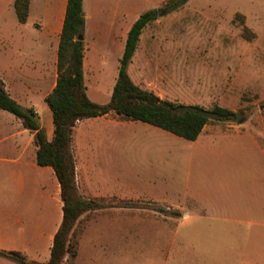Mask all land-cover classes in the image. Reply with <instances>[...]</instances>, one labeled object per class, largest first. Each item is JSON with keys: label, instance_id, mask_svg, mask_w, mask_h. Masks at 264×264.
<instances>
[{"label": "rangeland", "instance_id": "obj_1", "mask_svg": "<svg viewBox=\"0 0 264 264\" xmlns=\"http://www.w3.org/2000/svg\"><path fill=\"white\" fill-rule=\"evenodd\" d=\"M3 2L0 0V29L7 33L14 30L17 18L15 11L7 8ZM38 2L33 5L31 22L41 17L44 19L47 15L45 5L40 0ZM168 2L92 1L88 36L92 37L95 53L106 57V60L101 61L102 71L95 76L98 82L94 86L96 91L90 93V99L98 104H106L110 100L113 87L109 88L111 83H107V80L111 81L115 63L123 55L116 35L119 27L124 25L127 32L140 15L155 10L157 20L144 30L136 52V66L141 64L146 68L144 82L149 84L156 66H159L161 74L167 62L166 68L171 75L168 81L171 84L157 88V93L164 100L208 109L215 105L226 108L234 112L235 118L225 124L211 125L238 126L242 132L250 133L264 148V0H189L173 11L166 9ZM159 10L162 12L160 17ZM115 13L117 17L114 19ZM91 30L94 34L90 33ZM149 55H154V59L143 61ZM134 66L129 74L136 79L139 73ZM39 98H34V104ZM39 104L50 113L44 102L40 101ZM33 109L37 113L41 111L40 108ZM237 116H240L239 123ZM150 132L154 134L136 135L132 131L127 137L126 170L120 173L119 183L126 185L127 189L142 192L154 175L147 164L141 166L134 161L143 158L142 153L148 152L149 146L167 144L168 149L174 152V165L167 174L157 173L162 175L160 179L164 180V176H167L174 183L173 193L166 196L158 194L166 204L117 197L94 199L104 204V208L81 217L75 230L77 256L74 259L67 257L63 264H183L189 259L183 256L177 231L181 229L183 236V233L189 232V224L193 228L198 225L200 229L203 226L205 229L212 228L208 226V220L194 214L186 221L184 210L176 206L178 197L182 195V182L185 183L190 169L192 143L171 134L160 133L161 138L152 129ZM251 149L254 153L252 163H257V152ZM245 163L250 161L245 160ZM261 163L264 164L263 161ZM9 169L0 166V206L17 208L19 212L21 209L23 217L35 216V219L24 218L20 222L8 220L0 222V225L12 232L18 227H25L33 234L39 223L36 216L42 207L41 197L48 195L45 191L48 188L42 190L41 184L45 180L49 182V178L44 173L32 174L33 178L25 184V190L19 192L13 178H10ZM117 175L109 173L108 179L115 180L117 184ZM162 180L158 184H163ZM21 199L28 202L20 204ZM9 200L15 204L10 206ZM60 202L62 207L61 199ZM45 204L48 207V202ZM160 208L167 213L160 212ZM18 239L28 244L25 246L28 252L22 253L28 259L42 263L49 260L47 240L44 242L33 235L23 238L12 236V240ZM203 240V248L201 246L193 258L198 261L206 260L205 255H213L217 246L213 237L207 236ZM186 254L189 257L190 254ZM0 260L11 262L2 257Z\"/></svg>", "mask_w": 264, "mask_h": 264}, {"label": "crops", "instance_id": "obj_2", "mask_svg": "<svg viewBox=\"0 0 264 264\" xmlns=\"http://www.w3.org/2000/svg\"><path fill=\"white\" fill-rule=\"evenodd\" d=\"M92 1L83 0L85 15L83 71L89 98H91L90 93L96 91L94 86L98 80L95 76L101 74L103 67L101 61L106 60V57L95 53L92 48V37L88 36ZM14 2L15 0H4L3 4L15 11ZM38 3V0H30L29 16L25 24L19 23L17 19L14 30L5 33L0 29V80L9 96L23 108H40L39 113L35 112L51 141L54 137L52 113L39 103L40 101L45 103V98L56 85L58 49L67 0H40V3L45 5L44 12L47 15L44 19L41 17L31 22L33 5ZM113 17L114 19L117 17L116 13ZM38 20H40L39 24ZM128 31L125 32L122 25L116 34L122 54ZM90 33L94 34L92 30ZM136 55L137 53L128 67V73L134 64L136 66ZM154 57L149 55L143 61L153 60ZM120 59L115 63V72L111 73V81L107 80V83H111L109 88L114 87L117 81ZM164 67L165 69L159 74V66H156L155 75L149 78V84L144 82L143 74L146 70L144 65L140 64L135 68L139 73L136 79L129 75L137 85L164 100L162 95L157 93L158 86L166 87L171 84L168 81L171 75L166 68L167 62ZM151 81L153 83H150ZM38 96L40 98L36 103L39 105L34 104V98ZM226 122L230 121H213L207 124L197 140L190 141L192 143L190 169L185 183L182 182V195L178 197L176 206L184 210L186 221L194 214L200 219L208 220L207 224L212 228L205 229L203 226L200 229L199 225L193 228L189 224L190 230L186 234L183 233V236L180 234L181 229L177 231L176 236L182 242L183 256L189 259L183 264H193L191 260L197 264H264V243L262 244L264 242V164L261 163L264 162V148L259 141L249 135L250 133L242 132L238 126L211 125ZM154 128L142 122L127 121L115 112L78 121L72 131L71 152L79 194L86 196L85 199L117 197V199L128 198L166 204L161 201L162 197L158 194L166 196L173 193L174 183L167 176H164V180L160 179L162 175L157 173L167 174L174 165V152L168 149L167 144L149 146L148 152L142 153L143 158L134 161L136 164H142L141 166L147 164L151 174L154 175L142 192L127 189L126 185L119 183L120 173L126 170L127 137L132 131L136 132V135L143 133L151 136L154 133L151 134L150 129L156 131L155 134L160 137L163 134H170ZM262 142L264 143V140ZM251 148L257 152V163H252L254 153ZM245 160H249L250 163H245ZM1 165L10 168V178H13L19 192H23L25 184L40 173L47 175L49 182L45 180L41 184L42 190L48 188L45 190L48 195L41 197L42 207L36 216L39 223L34 233L31 234L32 230H27L25 227H18L12 232L0 225V250L28 252L25 248L28 244L23 239L12 240V236L23 238L33 235L44 242L47 240L48 257H50L54 235L62 222L60 185L51 168L38 166L34 135L23 127L19 119L3 110H0ZM109 173L119 174L116 179L117 184L114 183L115 180L108 179ZM159 179L163 184H158ZM19 201L20 204L28 202L23 199ZM46 202L49 204L48 207ZM9 203L10 206L15 204L13 200H9ZM20 213H22L21 209L19 212L17 208L8 209L0 206V222L8 220L20 222L26 218ZM27 218L35 219V216ZM207 236L215 238L217 244L215 252L213 255L207 253L206 260L193 259L197 250L201 246L203 248L205 241L203 239ZM186 253L190 254L189 257ZM9 263L12 262L0 260V264Z\"/></svg>", "mask_w": 264, "mask_h": 264}, {"label": "trees", "instance_id": "obj_3", "mask_svg": "<svg viewBox=\"0 0 264 264\" xmlns=\"http://www.w3.org/2000/svg\"><path fill=\"white\" fill-rule=\"evenodd\" d=\"M188 1L169 0L166 9L177 10ZM29 6L30 0H15L14 9L19 23L27 22ZM156 20L157 12L150 10L140 15L132 24L111 98L106 104H97L87 95L83 71L84 42L77 40L79 36H83L85 28L83 0H67L58 49L56 85L45 98L54 126L51 141L35 110L23 108L12 99L0 80V110L15 116L34 135L37 164L54 171L63 204L62 222L54 235L47 262L28 259L18 251L0 250V257L16 264H63L67 257L76 258L77 224L85 213L104 208V204L94 199H85L78 192L71 152L72 131L78 121L115 112L125 120L142 122L187 141H195L207 124L235 118L234 112L218 105L208 109L199 105L162 100L131 79L128 67L139 49L144 30ZM159 211L167 213L162 208Z\"/></svg>", "mask_w": 264, "mask_h": 264}, {"label": "water", "instance_id": "obj_4", "mask_svg": "<svg viewBox=\"0 0 264 264\" xmlns=\"http://www.w3.org/2000/svg\"><path fill=\"white\" fill-rule=\"evenodd\" d=\"M162 15V12H161V10H159L158 11V17H160ZM77 40H79V41H83V36H79L78 38H77ZM239 121H240V116H237V122L239 123Z\"/></svg>", "mask_w": 264, "mask_h": 264}]
</instances>
